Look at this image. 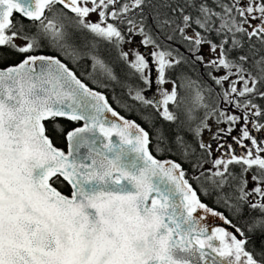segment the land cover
I'll list each match as a JSON object with an SVG mask.
<instances>
[{
	"label": "snow or ice",
	"instance_id": "snow-or-ice-1",
	"mask_svg": "<svg viewBox=\"0 0 264 264\" xmlns=\"http://www.w3.org/2000/svg\"><path fill=\"white\" fill-rule=\"evenodd\" d=\"M0 264H264V0H0Z\"/></svg>",
	"mask_w": 264,
	"mask_h": 264
},
{
	"label": "trees",
	"instance_id": "trees-1",
	"mask_svg": "<svg viewBox=\"0 0 264 264\" xmlns=\"http://www.w3.org/2000/svg\"><path fill=\"white\" fill-rule=\"evenodd\" d=\"M112 95H114V94H112ZM117 110L118 111H122L121 109H117ZM122 114H124L123 111H122ZM130 118H131V116H130ZM59 123L62 124L63 126H65L66 128H71L72 127V125L69 122L64 121L62 119L59 120ZM56 144H57L58 147L63 148V149L66 150V145H65L63 140L57 139L56 140ZM55 187H57L58 190L61 191L64 195H66V196H70L71 195V190L66 184H63V183L56 184Z\"/></svg>",
	"mask_w": 264,
	"mask_h": 264
},
{
	"label": "flooded vegetation",
	"instance_id": "flooded-vegetation-1",
	"mask_svg": "<svg viewBox=\"0 0 264 264\" xmlns=\"http://www.w3.org/2000/svg\"><path fill=\"white\" fill-rule=\"evenodd\" d=\"M137 40H139V37H137ZM126 47H128V46H126ZM141 51H143V49H141ZM113 58H114V53H113ZM107 91H108V93H111V94L116 95V93H113V91H112L111 88L107 89ZM149 95H151V94L149 93ZM131 118L137 120V122H142L140 120V117H139L138 114L131 116ZM209 123H212V121H209ZM213 128H215V125L214 124H213ZM209 137H210V134L204 136V139L207 141V140H209ZM161 158H163V157H161ZM185 167H187V164H185Z\"/></svg>",
	"mask_w": 264,
	"mask_h": 264
},
{
	"label": "water",
	"instance_id": "water-1",
	"mask_svg": "<svg viewBox=\"0 0 264 264\" xmlns=\"http://www.w3.org/2000/svg\"><path fill=\"white\" fill-rule=\"evenodd\" d=\"M209 226H210V227H216V226H222V225L220 224L219 221H216V220H210V221H209Z\"/></svg>",
	"mask_w": 264,
	"mask_h": 264
},
{
	"label": "rangeland",
	"instance_id": "rangeland-1",
	"mask_svg": "<svg viewBox=\"0 0 264 264\" xmlns=\"http://www.w3.org/2000/svg\"><path fill=\"white\" fill-rule=\"evenodd\" d=\"M125 50H127V47H126V49ZM208 134H210V133H208V132H205L204 133V136H206V135H208Z\"/></svg>",
	"mask_w": 264,
	"mask_h": 264
}]
</instances>
